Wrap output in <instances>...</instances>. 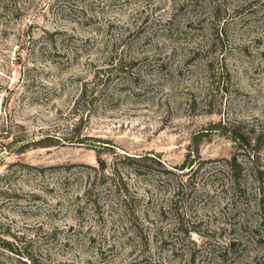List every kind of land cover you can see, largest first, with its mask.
I'll return each mask as SVG.
<instances>
[{
    "label": "rangeland",
    "instance_id": "374dc122",
    "mask_svg": "<svg viewBox=\"0 0 264 264\" xmlns=\"http://www.w3.org/2000/svg\"><path fill=\"white\" fill-rule=\"evenodd\" d=\"M260 135L264 0H0V236L25 264H264Z\"/></svg>",
    "mask_w": 264,
    "mask_h": 264
},
{
    "label": "trees",
    "instance_id": "16d2710c",
    "mask_svg": "<svg viewBox=\"0 0 264 264\" xmlns=\"http://www.w3.org/2000/svg\"><path fill=\"white\" fill-rule=\"evenodd\" d=\"M88 97V91L87 89L83 90L82 91V94L80 96V100L78 102L77 105H80L81 102H85L86 101V98ZM79 122V119H77V122H76V125L77 123ZM76 127H74L75 129ZM224 127H222L221 125H217L215 126L214 130H221V131H224L223 130ZM225 133V132H224ZM232 135V140L233 142L236 144V147H237V150H241V151H244L247 147H251L250 146V140H246L245 138H243V136H240L238 134V132H233L231 133ZM255 146L254 148L256 150H261L262 148H264V136L263 135H260L258 136L255 140ZM84 143V142H83ZM201 143V138H197V137H194L193 141H192V144L190 146V150H189V153L184 161V163L178 167H176L175 169H177L178 171H181V172H184L185 170H189V169H192L194 164L200 160V151H199V145ZM52 146H55V145H51V144H46L45 146H43V148H48V147H52ZM97 160L99 162V166L101 168V171H105L106 170V164L105 162L101 159V156H100V153L98 152V156H97ZM151 161L152 159L149 158L148 156H141V157H126V160H125V164L127 167H129L130 169H132L134 171L135 174L137 175H142L143 173H147V171L149 170V166L147 164L148 161ZM238 158L237 157H233L232 160L230 161H227V164L229 166V171L233 177V185L235 184H238L239 182V179L238 177L236 176L237 175V168L240 167L241 165L238 163ZM154 162V161H153ZM241 168V167H240ZM113 174L114 176H116V174L118 175V173L116 172V170H113ZM239 173V172H238ZM119 180L122 182V179L121 177H119ZM182 184V183H181ZM116 186V185H115ZM118 187V185H117ZM121 190V186L119 185L118 187V191ZM125 192L127 191L126 188H124ZM179 192V187H177V192ZM123 208L125 210V217L126 219L128 220V223L129 225H132L133 224V214H131L132 212L128 209V201L126 200V195L124 194V198H123ZM234 244H232L233 246ZM0 250H3V251H7L11 254H14L16 256L19 257V260L22 256H25V254H22V252L19 250V248L16 246V242H11L10 240L8 239H5L3 237L0 236ZM23 259H27L26 257H23ZM20 263H22L23 261H19ZM33 264H36L34 262V260L32 261ZM24 264L26 262H23Z\"/></svg>",
    "mask_w": 264,
    "mask_h": 264
}]
</instances>
